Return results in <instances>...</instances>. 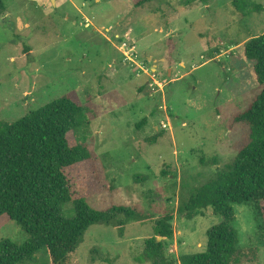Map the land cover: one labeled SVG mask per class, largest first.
Instances as JSON below:
<instances>
[{"label": "rangeland", "instance_id": "374dc122", "mask_svg": "<svg viewBox=\"0 0 264 264\" xmlns=\"http://www.w3.org/2000/svg\"><path fill=\"white\" fill-rule=\"evenodd\" d=\"M0 17V121L12 122L74 92L85 122L70 135L99 156L105 178L86 164L68 171L72 188L96 209L127 205L174 215L167 252L206 250L223 218L212 207L187 219L181 203L231 164L249 126L235 123L262 90L244 44L264 32V0H4ZM258 5V7H255ZM164 124L166 126L164 127ZM69 204L68 207H71ZM235 205L236 264H264V201ZM154 222L132 221L124 235L95 224L65 264L137 261ZM29 241L14 220L0 244ZM162 240V239H161ZM22 264H50L38 254Z\"/></svg>", "mask_w": 264, "mask_h": 264}, {"label": "trees", "instance_id": "16d2710c", "mask_svg": "<svg viewBox=\"0 0 264 264\" xmlns=\"http://www.w3.org/2000/svg\"><path fill=\"white\" fill-rule=\"evenodd\" d=\"M152 1L134 0L136 7ZM5 11L6 4L0 0V17ZM244 55L254 62V76L263 87L244 111L234 115L235 123L249 126V139L231 164L181 203L180 211L187 219L204 215L212 207L223 220L209 230L206 250L181 255L180 264H236L240 239L235 205L253 203L262 210L264 32L244 44ZM85 111L78 95L69 92L15 121H0V227L6 220H14L29 234L24 245L11 240L0 244V264H22L41 253L47 254L50 264H65L92 225L114 226L124 235L130 222L146 220L154 222L155 233L146 239L137 261L176 264L167 252V240L174 234L172 213L155 218L122 204L96 209L72 188L68 171L82 164L92 166L86 170L87 178L104 185L99 156L70 140L71 133L84 124Z\"/></svg>", "mask_w": 264, "mask_h": 264}, {"label": "water", "instance_id": "95a60500", "mask_svg": "<svg viewBox=\"0 0 264 264\" xmlns=\"http://www.w3.org/2000/svg\"><path fill=\"white\" fill-rule=\"evenodd\" d=\"M161 239H162V237L158 238V240H161Z\"/></svg>", "mask_w": 264, "mask_h": 264}, {"label": "built area", "instance_id": "2783aa9c", "mask_svg": "<svg viewBox=\"0 0 264 264\" xmlns=\"http://www.w3.org/2000/svg\"><path fill=\"white\" fill-rule=\"evenodd\" d=\"M166 126V124H164V127Z\"/></svg>", "mask_w": 264, "mask_h": 264}]
</instances>
